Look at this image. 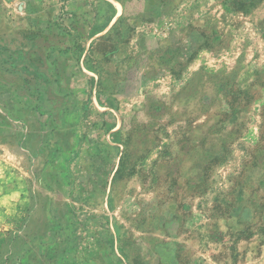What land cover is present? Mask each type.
<instances>
[{"label":"rangeland","instance_id":"1","mask_svg":"<svg viewBox=\"0 0 264 264\" xmlns=\"http://www.w3.org/2000/svg\"><path fill=\"white\" fill-rule=\"evenodd\" d=\"M70 12L0 0V264H264L263 76L179 110Z\"/></svg>","mask_w":264,"mask_h":264},{"label":"crops","instance_id":"2","mask_svg":"<svg viewBox=\"0 0 264 264\" xmlns=\"http://www.w3.org/2000/svg\"><path fill=\"white\" fill-rule=\"evenodd\" d=\"M68 3L71 12L61 19L65 27L56 22L54 30L57 36H67L65 49L77 34L82 48L90 43L102 46L108 52L100 61L120 68L122 80L112 83H124L136 69L161 92L165 104L179 110L195 107L212 94L218 98L223 82L236 75L239 79L251 72L264 78V0ZM121 67L128 68L127 75ZM142 86L134 91L145 89ZM109 88L104 99H127L117 86Z\"/></svg>","mask_w":264,"mask_h":264}]
</instances>
